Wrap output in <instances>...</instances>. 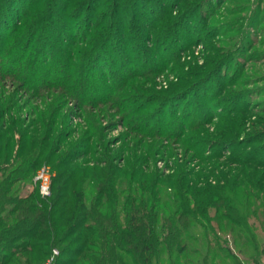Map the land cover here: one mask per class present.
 <instances>
[{"label": "rangeland", "instance_id": "374dc122", "mask_svg": "<svg viewBox=\"0 0 264 264\" xmlns=\"http://www.w3.org/2000/svg\"><path fill=\"white\" fill-rule=\"evenodd\" d=\"M100 1L92 25L86 5L26 4L13 28L0 5V129L34 164L15 189H37L43 163L109 186L137 171L117 181L119 215L147 176L160 225L194 189L224 206L222 229L191 216L185 251L161 260L264 264V0Z\"/></svg>", "mask_w": 264, "mask_h": 264}, {"label": "trees", "instance_id": "16d2710c", "mask_svg": "<svg viewBox=\"0 0 264 264\" xmlns=\"http://www.w3.org/2000/svg\"><path fill=\"white\" fill-rule=\"evenodd\" d=\"M140 1L134 0L136 5L155 0H143V4ZM130 3L117 1L118 5ZM26 4L45 5L43 11L52 5H62L65 10L70 8L67 16L82 14L84 9L79 11L77 5H86L89 10H85V17L90 25L99 17L105 20L101 15H96L95 19L94 9L102 4L100 0H0V5H15L12 7L15 16H9L13 19L10 25L13 28L16 21L23 18ZM117 10L115 6L114 15ZM58 20L65 21L62 16ZM66 31L60 29L63 36ZM7 134L10 135L0 129V264H39L40 256L46 260L53 248L60 252L57 264H173L161 260L162 255L166 252L172 255L174 250L185 251L181 234L191 216L208 221L216 230L222 229L224 206L219 202L222 199L215 196L201 201L195 189L187 192L194 198L193 207L181 196L180 205L170 214L171 218H161L163 224L160 225V199L152 176L144 177L145 181L148 179L146 184L128 191L123 214L119 215L117 185L122 183L117 184V181L129 175L137 179V171H115L117 181L111 186L88 172L78 175L74 170L56 175L52 180V195L48 198H42L38 188L24 192L23 186L15 189V185L25 181L32 172L34 164L27 161L30 158L16 164L12 162L14 142L11 137V141L5 143ZM82 183L88 186L83 187Z\"/></svg>", "mask_w": 264, "mask_h": 264}, {"label": "built area", "instance_id": "2783aa9c", "mask_svg": "<svg viewBox=\"0 0 264 264\" xmlns=\"http://www.w3.org/2000/svg\"><path fill=\"white\" fill-rule=\"evenodd\" d=\"M55 175V171L48 164H43L37 170L34 180L42 198H48L52 195V180ZM59 255V250L53 248L50 254L47 256L44 264H57Z\"/></svg>", "mask_w": 264, "mask_h": 264}]
</instances>
